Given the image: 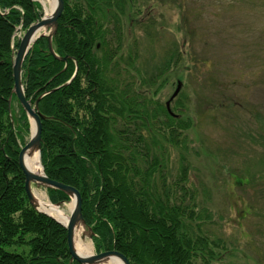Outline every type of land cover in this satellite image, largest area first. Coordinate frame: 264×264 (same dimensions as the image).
Returning a JSON list of instances; mask_svg holds the SVG:
<instances>
[{
	"label": "trees",
	"instance_id": "obj_1",
	"mask_svg": "<svg viewBox=\"0 0 264 264\" xmlns=\"http://www.w3.org/2000/svg\"><path fill=\"white\" fill-rule=\"evenodd\" d=\"M63 3L51 43L66 61L49 52L47 38L41 36L22 63L26 99L33 103L45 92L38 101L40 113L48 117L41 121L45 174L80 192L96 252L116 249L130 264L221 260L226 247L203 231L206 212L196 211L195 189L185 183L190 165L186 147L178 144L193 123L187 105L175 97L171 114L165 103L153 99L158 87L148 93L169 63L145 76L132 63L138 55L132 51L138 46L135 34L130 51L120 50V15L129 0ZM42 11L35 0H0V264H80L70 262L66 228L31 205L18 165L29 121L12 93L11 54L18 46L12 35L18 25L26 29L38 20ZM139 18L134 17L137 27ZM10 97L19 109L16 114L11 107V116ZM172 150H178V167L169 178ZM46 191L51 203L69 199L57 188Z\"/></svg>",
	"mask_w": 264,
	"mask_h": 264
},
{
	"label": "rangeland",
	"instance_id": "obj_2",
	"mask_svg": "<svg viewBox=\"0 0 264 264\" xmlns=\"http://www.w3.org/2000/svg\"><path fill=\"white\" fill-rule=\"evenodd\" d=\"M41 1L48 6L49 0ZM159 2L129 0L120 15V50L130 51L135 34L132 63L145 76L169 63L152 82L150 95L158 87L153 99L165 103L180 81L176 97L193 121L178 144L186 147L190 165L185 183L195 189L196 211L206 212L203 231L226 247L213 264H264V0ZM11 101L17 114V101ZM30 134H23L24 142ZM177 156L178 150L170 152L169 178ZM85 239L94 253L92 239Z\"/></svg>",
	"mask_w": 264,
	"mask_h": 264
},
{
	"label": "water",
	"instance_id": "obj_3",
	"mask_svg": "<svg viewBox=\"0 0 264 264\" xmlns=\"http://www.w3.org/2000/svg\"><path fill=\"white\" fill-rule=\"evenodd\" d=\"M63 8H64L63 0H55L54 8L50 16L41 17L38 21L31 24L26 29V31L23 33V35L21 36L19 40V44H18V47L15 52V56L13 57V61H12L13 62L12 63V75L14 79L12 92L16 95L20 105L22 106L28 119L30 120V124H31L30 129L33 126V130L30 134L29 140L20 147V150L18 152V165L24 174V188H25L26 195L31 205L37 210L39 209L37 208V204H36V201L32 193V188H31L32 183H34L36 186L57 188L65 192L66 194H68L69 197L74 198V206L72 210L70 211V215L65 224L61 223L60 221H58L56 218L53 217L59 223H61L67 230L66 239H67L68 251L70 253V262L73 260H76L80 264H99L101 262H106L110 258L114 257V258L120 259L122 261V264H130L126 255H124L122 252L116 249H109V250H105V251H101V252L93 253L89 255L78 254L74 249V236H75L76 227L82 224L87 229V232H86L87 237L92 238V235H93L92 229L86 226L85 220L82 216V211H81L82 199H81V195L78 189H76V187L72 185L65 184L60 181L49 178L44 173L43 168H42L43 173L37 174L29 170L28 168H26V166L24 165L23 156L27 149L37 151L39 159H40L41 130H42L41 120L48 118V117L42 115L38 109V101L40 97L42 96V94H44L45 92L39 95L33 104H31L30 101L27 100L24 95V90H23L22 81H21L22 62H23L24 56L26 52L28 51V49L33 45V43L38 37L43 36V35H45L47 38L49 52H51L56 58L66 61L67 56H63V57L57 56L54 53V50L51 44L52 36L56 32V29L58 26L57 21H58V18ZM42 27L49 28L48 32L35 35ZM179 90H180V81H178L177 86L171 95V98H173L178 93ZM7 101H8V107H9L10 98H8ZM166 105H167V108H169V101L166 102ZM40 163H41V160H40ZM62 203L63 202H58L56 203V205H61ZM81 237H85V234H83Z\"/></svg>",
	"mask_w": 264,
	"mask_h": 264
},
{
	"label": "bare ground",
	"instance_id": "obj_4",
	"mask_svg": "<svg viewBox=\"0 0 264 264\" xmlns=\"http://www.w3.org/2000/svg\"><path fill=\"white\" fill-rule=\"evenodd\" d=\"M54 3H55V0H49L48 6L43 3L45 7V13L43 17L50 16L54 8ZM47 31H48L47 28L42 27L35 35L40 34V33H45ZM176 96L177 94L174 96V98ZM32 130H33V126L31 128V132ZM23 161H24V165L26 166V168H28L32 172L37 173V174L43 173L37 151L27 149L24 153ZM32 193L36 201L37 208L40 211L51 215L52 217L56 218L58 221H60L63 224L67 222V219L70 215V211L72 210L74 206V198L69 197L68 203H64L62 205H56L50 202L48 196L45 194L44 191H42V189H37L36 187L35 188L32 187ZM83 234H85V226L80 224L75 229L74 249L80 255L93 254L92 243L90 241H87L85 237H81ZM106 263L107 264H122V261L118 258L112 257L109 260H107Z\"/></svg>",
	"mask_w": 264,
	"mask_h": 264
}]
</instances>
